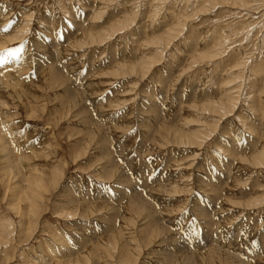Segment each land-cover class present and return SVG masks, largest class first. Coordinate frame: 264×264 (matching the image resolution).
Listing matches in <instances>:
<instances>
[{
  "label": "rangeland",
  "instance_id": "374dc122",
  "mask_svg": "<svg viewBox=\"0 0 264 264\" xmlns=\"http://www.w3.org/2000/svg\"><path fill=\"white\" fill-rule=\"evenodd\" d=\"M239 1L0 0L30 59L0 122L42 184L19 215L0 165V264H264V0Z\"/></svg>",
  "mask_w": 264,
  "mask_h": 264
},
{
  "label": "bare ground",
  "instance_id": "6f19581e",
  "mask_svg": "<svg viewBox=\"0 0 264 264\" xmlns=\"http://www.w3.org/2000/svg\"><path fill=\"white\" fill-rule=\"evenodd\" d=\"M227 1V0H226ZM257 1H262V0H257ZM262 2H264V1H262ZM212 3V2H211ZM215 3V2H214ZM226 3V2H225ZM237 3H239V5H241L240 7H246V5H247V2L245 3V0H241V1H239V2H237ZM237 3H235V6H236V4ZM217 4L218 3H216V4H214V5H216L217 6ZM228 4V3H227ZM231 4V3H230ZM229 4V5H230ZM234 4V3H233ZM260 4V3H259ZM213 5V6H214ZM220 5H222V4H220ZM220 5H219V7H220ZM252 6H253V3L251 4ZM250 5V6H251ZM261 5V4H260ZM84 6V5H83ZM223 6V5H222ZM234 6V7H235ZM248 6V5H247ZM249 6V7H250ZM251 6V7H252ZM259 6V5H258ZM257 6V7H258ZM210 7V6H209ZM208 7V8H209ZM225 7V6H224ZM234 7H233V9H234ZM238 8H240L239 6H237ZM107 8V7H106ZM163 8V7H162ZM211 8V7H210ZM217 8H218V6H217ZM221 8V7H220ZM260 8V7H259ZM59 9V8H58ZM206 9H207V7H206ZM212 9V8H211ZM231 9V8H230ZM229 9V10H230ZM210 10V9H209ZM209 10H208V12L207 13H209ZM213 10V9H212ZM243 10H245L244 8H243ZM247 10V9H246ZM214 11V10H213ZM239 11V10H238ZM202 12V11H201ZM235 12V11H234ZM241 12H243V11H241ZM241 12H240V14H241ZM247 13H248V11H246ZM250 12V11H249ZM257 12V11H256ZM206 13V12H205ZM231 13V12H230ZM236 13V12H235ZM246 13V14H247ZM253 13V12H252ZM233 14V13H232ZM237 14H238V12H237ZM245 13H244V15H246ZM248 14H251V13H248ZM256 14V13H255ZM259 14H260V12H259ZM205 15V14H204ZM239 15V14H238ZM233 16H235V15H233ZM248 16V15H247ZM32 17V16H31ZM30 17V18H31ZM239 17V16H238ZM242 17V16H241ZM250 17V16H249ZM254 17V16H253ZM240 18V17H239ZM245 18V17H244ZM188 19V18H187ZM250 19V18H249ZM245 20V19H244ZM244 20H242V21H244ZM241 21V20H240ZM193 22V21H192ZM195 22V21H194ZM238 22V21H237ZM182 23H184V22H182ZM246 23V22H245ZM242 24V23H241ZM27 25H29L28 23H27ZM124 25V24H123ZM235 25V24H234ZM238 25V24H237ZM248 25V24H247ZM120 26H122V25H119V27ZM176 26H179V23L176 25ZM242 26V25H241ZM118 27V28H119ZM173 27V26H172ZM117 28V27H116ZM124 28V27H123ZM129 28V27H128ZM173 28H175V33H176V31L177 32H180L179 30H176V29H180V28H182L181 26H180V28H176L175 26L173 27ZM241 28V27H240ZM26 29H27V27H22V29H19L18 31H17V33L14 35V36H12V37H8V38H6L7 39V41L8 42H11V41H19V40H21V39H23V38H21L22 36H23V34L25 33V31H26ZM113 30H115V29H113ZM169 30V29H168ZM167 30V33H168V36L165 38V39H162V40H159V41H155V45L156 44H158V43H163V42H165V40H166V42H165V45L168 47V46H170L171 44H172V42H173V40H175V33H174V29L172 30V32L170 33V31H168ZM185 30V29H184ZM250 30V29H249ZM185 32V31H184ZM245 32V31H244ZM246 33V32H245ZM170 34H172L171 36H169ZM174 34V35H173ZM181 34H183L182 33V31H181V33H179V35H181ZM248 34H249V32H248ZM247 35V34H246ZM178 37H180V36H178ZM247 37V36H246ZM162 38V37H161ZM227 38V37H226ZM103 39V38H102ZM102 39H100V40H102ZM229 40V39H228ZM176 42V41H175ZM226 42V41H225ZM12 44V43H11ZM108 44V43H107ZM219 44V43H218ZM218 44H217V46H218ZM1 45V44H0ZM162 45V44H161ZM228 45V44H227ZM217 46H216V48H217ZM221 46H223V45H221ZM161 47V46H160ZM171 47V46H170ZM219 47V46H218ZM225 47H227V46H225ZM239 47V46H238ZM237 47V48H238ZM219 49H222V48H219ZM232 49V48H231ZM234 49V48H233ZM159 50V49H158ZM218 50V49H217ZM216 51V49L214 50V52ZM219 51V50H218ZM228 51V50H227ZM27 52V51H26ZM212 53V52H211ZM217 53V52H216ZM225 53V52H224ZM214 55V54H213ZM226 55V54H225ZM29 56V55H28ZM205 56V55H204ZM217 56H219V55H217ZM216 56V57H217ZM208 57V56H207ZM211 57V59H213L214 58V56H213V58H212V56H210ZM210 57H208L209 59H210ZM234 57V56H233ZM27 59L28 58H23L22 60L23 61H21V58H20V54H19V52L18 51H12V52H9V51H4V52H2V51H0V87H4V88H7V89H12L13 90V92H15L16 93V95H20V93H19V90H18V83H14V78L15 77H19L20 76V74L22 73V72H24L25 70H27V69H25V70H23V68L26 66V61H27ZM218 59V58H217ZM28 60H30V59H28ZM215 60V59H214ZM25 61V62H24ZM28 63V62H27ZM242 65V64H241ZM155 66V65H154ZM257 66V65H256ZM134 67V66H133ZM150 67V65H145V66H143V67H141L140 69H137V70H135V69H133L132 70V72L133 71H135L137 74H138V72L142 75V77H144V74L147 72L146 70H147V68H149ZM26 68H27V66H26ZM31 68V67H30ZM151 68V67H150ZM134 73V72H133ZM132 73V74H133ZM22 76V75H21ZM16 82V81H15ZM235 85V84H234ZM237 94V93H236ZM249 94V93H248ZM228 95V94H227ZM232 95V92L230 93V96ZM236 100H239V99H236L235 97H232V98H230L226 103H220V104H215V107H212V108H214V111L219 115L220 113L221 114H223V115H225V112L227 111L228 112V110H229V112H230V110H232L233 109V106L236 104ZM219 103V102H218ZM238 104V103H237ZM8 104L0 97V112H1V107L2 108H4V107H6ZM6 109V108H5ZM4 109V110H5ZM202 111V110H201ZM220 114V115H221ZM1 117V116H0ZM2 119V118H1ZM3 121V120H2ZM5 121V120H4ZM11 123V122H10ZM9 123V121H8V123L5 121L4 123H2L1 124V122H0V156H2V162H0L1 164L0 165H4L3 166V168H2V170H4V174L6 173V175L4 176L6 179H8L9 180V182L11 183H14V187L12 188L13 190H14V192H15V197H16V199L18 198V199H20V200H25L26 202H29L30 203V210H26V212H23L20 208H19V206L20 205H13V203L11 204V206L13 205L14 206V208L15 209H13V208H11V209H13V211L14 210H17V214H21L22 216H24V217H30V215L32 214V215H34L35 214V212H34V207H36V201H35V199L33 198L34 197V194L33 193H38V191H36L39 187H41L42 186V184H41V186H39V184H37L38 182H37V179H35V180H27L26 181V183H28L27 185L29 186H27L26 187V189L24 190V188H23V186L21 185V180H20V176L21 175H18V173L19 174H21L22 172L21 171H23V169H24V165L26 164V163H24L25 162V158L21 155V157L18 155V158L17 159H15V160H13V157H14V155H15V152H16V148H15V145H16V143H15V131H13L12 130V124H10ZM197 126V125H196ZM178 138V140L180 141V142H183V144H191L192 143V140H197V139H195V137H193V138H191V137H187V136H178L177 137ZM28 139V138H27ZM199 139H201V138H199ZM202 141V140H201ZM206 141V140H205ZM19 143V142H18ZM201 143H203V142H201ZM22 145V144H21ZM28 147H29V145L28 144H26ZM18 147V146H17ZM219 147V146H218ZM23 148V147H22ZM24 149V148H23ZM18 151V150H17ZM264 152V151H263ZM21 154V153H20ZM17 155H16V157H17ZM199 156V155H198ZM259 156H263V153H259ZM244 160V159H243ZM250 160V159H249ZM254 160H256V164L257 165H262V166H264V162H263V158H257V156H256V158H254ZM255 162V161H254ZM31 164V163H30ZM29 164V165H30ZM28 165V164H27ZM26 165V166H27ZM256 165V166H257ZM13 167H15L16 168V170L17 171H15L14 170V172L12 173V171H13ZM28 168V167H27ZM37 169V168H36ZM8 170H12V171H8ZM34 170H35V168H34ZM33 170V171H34ZM31 171V170H30ZM7 172H9V173H7ZM17 172V173H16ZM14 174V175H13ZM32 174V173H31ZM36 174V173H35ZM39 174V173H38ZM38 177V176H37ZM26 178V177H25ZM42 178V177H41ZM27 179V178H26ZM25 179V180H26ZM33 179V178H32ZM43 179V178H42ZM13 180H15V181H13ZM9 185V184H8ZM25 185V184H24ZM35 187L37 188L36 190H35ZM11 188V187H10ZM43 188V187H42ZM42 190V189H41ZM30 193L33 195L32 197H30L31 195H30ZM13 195H14V193H13ZM23 197H22V196ZM37 197H38V195H36ZM36 197V198H37ZM23 198H25V199H23ZM263 200V199H262ZM15 201H17V200H15ZM18 202H20V201H18ZM23 202V201H22ZM15 203V202H14ZM21 203V202H20ZM247 203V202H246ZM249 203V202H248ZM19 204V203H18ZM28 205V204H27ZM12 206V207H13ZM27 207H29V206H27ZM25 208V207H24ZM23 208V209H24ZM22 216H20V217H22ZM23 217V218H24ZM22 218V219H23ZM25 219V218H24ZM26 220V219H25ZM27 222H29V221H27ZM30 223V222H29ZM1 226V225H0ZM4 227V226H3ZM2 227V228H3ZM26 227V226H25ZM47 248L49 249V247L48 246H46V244L45 243H43L42 244V251L45 253H43V254H41L40 255V257H41V260H43V261H45V262H47V261H49V258L51 257V255H50V253L47 251ZM65 256V258H64V260H68V256L69 255H67V253H63V255H62V258ZM37 259V258H36ZM69 260H70V258H69ZM72 260V259H71ZM38 261V260H37ZM63 261V260H62ZM73 261V260H72ZM71 261V262H72ZM56 262V261H55ZM64 263L66 262V261H63ZM63 262H61V263H63ZM36 263V262H35ZM40 263V262H39ZM60 263V262H59ZM66 263H69V262H66ZM65 263V264H66ZM75 263V262H74ZM73 263V264H74ZM54 264H57V263H54ZM70 264H72V263H70Z\"/></svg>",
  "mask_w": 264,
  "mask_h": 264
}]
</instances>
